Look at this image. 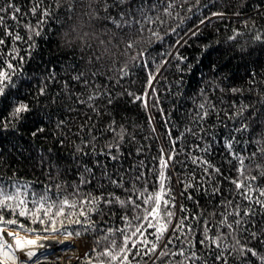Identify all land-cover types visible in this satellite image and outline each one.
Segmentation results:
<instances>
[{"label": "trees", "instance_id": "16d2710c", "mask_svg": "<svg viewBox=\"0 0 264 264\" xmlns=\"http://www.w3.org/2000/svg\"><path fill=\"white\" fill-rule=\"evenodd\" d=\"M9 2L20 8L21 14L13 20L11 10L0 13L5 20L0 26V38L5 41L0 45V67L10 61L19 71L13 76L16 87L0 96V117H7L17 103L28 104L31 111L25 113L21 121L14 122V129H0V181L8 184L11 177L12 181L31 182L37 192L46 185L53 186L56 191L54 185L60 184L61 191L68 194L80 184L82 175L91 183L80 185L81 194L90 192L93 196H108L115 193L125 200L127 189L135 199L145 187L149 192L158 190L159 162L153 158L159 156L161 148L167 152L173 147L168 134L170 130L171 140L176 141V156L166 170V176L171 177L166 183H170L172 195L176 197L173 210L179 215H187V223L193 225L194 231L188 233L187 238L178 233L180 239L169 248L178 252L183 247L189 256L195 252L196 258L188 264H225V261L226 264H264V260L259 259L264 256V244H258L251 236L252 232L260 235V230L264 229V210L254 200L243 199L239 194L242 190L232 183L244 176L256 175L258 179L251 182L252 186L264 189V177L259 175L264 170V157L258 153L251 158L258 146H264V11L258 13L256 10L260 0H200L202 7L199 9L195 0H191L184 8L176 10L180 16L187 17L183 23L179 18H173L174 13L173 17H166V24L155 26L161 40L153 38L149 43L150 33H143L140 38L147 50L148 68L143 67L142 62H133L127 75L118 70L141 48L127 50L125 54L124 42L114 38L121 32L113 23L89 21L88 0H0V7H7ZM37 5L38 10L33 13L31 9ZM188 8L192 11L188 12ZM261 8L264 9V5ZM43 9L48 10L47 17L42 16ZM98 11L101 16L105 15L102 9ZM119 11L115 7L110 10V15L118 22L121 19ZM213 12H223L224 16H212ZM237 12L240 14L236 15ZM205 16L211 17V22L200 25V19ZM41 20L44 22L40 23ZM25 25L36 27L41 36H32L29 40L32 34ZM197 25L196 36L186 35ZM72 28L77 32L94 33L95 38L86 41L92 47L74 40L71 35L67 40L73 42L68 43L64 34L70 33ZM171 28H176V33H170ZM5 30L13 36H5ZM257 33L262 37L260 40L255 39ZM16 34L24 39L14 41ZM100 40H104L103 45ZM177 40H181V45H176ZM33 42L35 46L29 48ZM14 48L18 55L13 52ZM98 55L101 56L98 62L95 59L89 62ZM20 57L24 60L20 61ZM165 60L167 63L154 81L156 95L145 109L142 102L134 101L128 93L142 95L149 71H154ZM79 73H83V77L74 79ZM41 88L45 89L43 95ZM106 93L112 94V104L108 103ZM89 96L94 98L90 100ZM201 104L204 109L200 108ZM244 106L247 107L243 113L237 115ZM204 111L208 115L200 119ZM242 124H248L249 130L236 131ZM110 126L115 131L110 130ZM37 127L43 128L44 132L34 137L32 132ZM122 129L121 140L118 133ZM258 140L262 141L260 145L256 143ZM229 142L231 148L227 146ZM116 144H119L118 149L109 147ZM205 148L209 150L205 152ZM240 157L244 158L246 169L243 176L238 171ZM194 158L209 161L220 170L219 174L212 169L206 174L205 165L194 164ZM257 165H261V169H257ZM105 173L113 180L122 177L121 186L110 183ZM138 175L141 176L139 180L136 179ZM189 182L193 187L181 197L179 193L185 191L184 185ZM154 184L157 187H153ZM133 189L135 193H131ZM188 194L192 199H188ZM257 194L252 193L254 197ZM76 198L81 199L83 195ZM250 203L258 214L245 217ZM181 204L188 210L186 213H179ZM100 207L102 213H92V219L98 222L97 228L81 235L90 242L88 256L84 254L79 259L65 261V264H88L89 258L95 262L96 252L108 247L112 239L117 245L121 241L120 233L108 234L103 230L123 228L121 216L127 215L131 219L142 214V210L119 203L111 206L101 203ZM225 217L233 229L220 223ZM19 219L32 228L45 227L39 223L31 224L24 217ZM236 220H241V224L237 226ZM250 220L252 224H249ZM205 221H208L209 237H223L218 241L219 247L211 239L204 245L197 243L203 239ZM74 228L79 229V226L71 225L67 232L58 233L75 235ZM29 235L54 237L58 234ZM104 235H109V239L101 240L96 247L95 242ZM73 237L76 244L63 254L81 252L82 239ZM236 240L240 241L239 245ZM241 246L257 250L259 256H241L234 250ZM93 247L96 252L91 250ZM218 255L222 259L217 260ZM183 259L178 255L167 257L163 264ZM41 264L59 262L41 259Z\"/></svg>", "mask_w": 264, "mask_h": 264}, {"label": "snow or ice", "instance_id": "6c2138e0", "mask_svg": "<svg viewBox=\"0 0 264 264\" xmlns=\"http://www.w3.org/2000/svg\"><path fill=\"white\" fill-rule=\"evenodd\" d=\"M191 0H88L89 3V21H110L113 23L121 32L120 36L114 37L117 40L124 42L125 44V54L127 50H133L140 47L141 50L136 52L135 55L130 56L118 71L123 75L128 74V69L133 62L139 64L142 62V66L146 69L148 68L149 61L145 58L147 50L143 47L142 37L144 32L150 33L148 37V42L151 43L153 38L156 40H161L162 37L158 30H155L156 25H164L167 23L166 17L179 18L180 22L183 23L187 17L180 16L177 9L184 8L185 4H189ZM197 8L202 7L200 0H195ZM95 5V7H93ZM264 5V0H260V3L256 5L257 12H262L264 9L261 8ZM115 7L119 8L120 11L118 15L120 16V21L118 22L114 17L110 15V10ZM206 7V6H204ZM98 9H102L105 15L101 16ZM9 10L12 11L11 18L13 20L17 19V14H21V9L15 7L11 2L8 3L7 7H0V13H6ZM38 10V5L34 6L31 11L35 13ZM188 12L192 9L188 8ZM239 15L240 13H235ZM49 12L47 9L42 10V16L47 17ZM212 16L223 17V12H213ZM44 21L41 20L40 23ZM206 22H211V17L205 16L200 19L199 24L203 25ZM247 23V22H246ZM5 24L4 16L0 15V26ZM29 29L32 35L29 36V40L32 36H41V31L36 27L31 25H25ZM179 27V25H177ZM127 30V31H126ZM199 31V25L194 29L189 30L186 35L196 36ZM170 33H176V28H171ZM167 34V33H166ZM5 36H13L11 32L5 30ZM65 38L71 35L74 40H79L85 46L91 48L92 45L87 44L86 41L91 38H95L94 33L89 32H77L75 28H72L70 33H65ZM262 37L259 33L256 34L255 39L260 40ZM14 41L23 40L19 34L14 35ZM183 39V38H181ZM231 39V38H230ZM4 39L0 38V45L4 44ZM68 43H72V40H67ZM186 43V40H184ZM100 44H104V40H100ZM176 45H181V40L176 41ZM34 42L29 44V48L34 47ZM18 55V50L13 49ZM107 52V48H105ZM30 54V53H29ZM14 58V57H13ZM95 59L97 62L101 59V56H95L90 58ZM181 60L185 59L180 57ZM24 57H20V61H23ZM167 61L165 60L160 66H158L154 71H149L148 80L145 86V91L142 95H135L134 93H128L129 96L134 97V101L142 102L145 109L149 106V101L153 96L156 95V88L154 86V81L157 80V74L160 72L161 68ZM18 67L14 66L10 61H5L4 66L0 67V96H5L9 89L15 88L16 85L13 82V76L18 74ZM97 73H93L96 75ZM83 77V73H79L74 79L80 80ZM118 83V82H117ZM87 86V82H85ZM151 90L149 92L148 90ZM45 89H40V94H44ZM233 92L238 91V89H232ZM108 95V103L112 104V94L106 93ZM93 96H89V99H93ZM156 105L154 104L153 107ZM247 106L241 108L237 115L243 113ZM201 109H204V104L200 105ZM31 109L28 104L17 103V105L12 109L7 117H0V129L7 131L10 127L15 128L14 122H19L23 119L24 114L30 112ZM207 111L203 112L200 119L207 116ZM255 115V113H253ZM151 119V118H150ZM63 123V122H61ZM115 123V121H113ZM122 128V126H121ZM110 130L115 131L114 128ZM249 125L242 124L241 128L236 129V131H248ZM123 129L118 133L119 138L123 139ZM190 131V130H189ZM44 132V129L37 127L32 135L35 137L40 133ZM170 142L173 145L171 149L167 152L164 148L159 150V156L153 159L158 160L159 169L157 176L158 190L155 192H149L148 188L145 187L143 192L136 194L135 199H133V194H129V190L125 189L127 194V199L122 200L115 193H109L108 196L103 194L99 196H93L92 193L81 194L80 185L89 184L91 180H86L81 175L80 184L76 185L72 193L64 194L61 191V185H54L56 191H53V186L46 185L40 192L35 191L32 188L31 182L21 183L19 181H12L9 178V183L5 184L0 181V264H41V259H46L47 257L41 253L39 256L37 252L39 249L45 248V245L38 243L39 239H48L47 236L33 238L29 234H34L37 231H43L44 233H58L62 230L67 232V229L71 225H78L79 229H73L76 236H81L82 233H89L94 231L98 222L92 219V213H102L100 207L101 203L105 206H111L114 203H119L121 206H131L133 210H142L141 215H135L131 219L127 215L121 216V221L124 222L123 228H111L105 229L108 234L120 233L121 241L117 245L115 239L111 240V244L108 247L103 248L102 251L96 252V247H99L100 241H107L109 235H104L97 239L96 247L91 248L93 252H96L95 264H157L161 262L163 264L164 258L182 256L183 260L172 261L169 260L168 264H188L193 258H196V253L192 252L191 255H186V249L181 247L178 252H173L169 245L173 244L174 241L180 239L178 233H183L187 238L188 233L194 231L193 225L187 223L189 217L187 215H179L173 209L176 207V197L172 195L170 183H166L171 180V177L166 176V170L169 165L172 164L175 159V140H171V131L169 130ZM257 145H260L262 141H257ZM231 148V142L227 145ZM109 147L119 148V144L111 145ZM209 149L205 148L204 151L207 152ZM264 157V146H258L256 151L251 153V158H255L257 154ZM2 154V153H0ZM116 159L115 156L112 157ZM243 157H240L241 167L238 169L241 176H243L244 171H246L243 163ZM193 163H202L205 165L204 171L208 174V170L212 169L213 172L219 174L220 170L215 168L207 160H200L198 158L193 159ZM257 169H261V165H257ZM85 171L91 172L90 169L85 168ZM15 175V174H13ZM94 176V173L92 174ZM142 175V174H141ZM260 177H264V170L259 173ZM106 178L109 179L110 183L121 186L122 177L119 180H113L104 174ZM141 176L138 175L136 179H140ZM258 176H244L243 179L233 180L232 183L235 184L236 189L240 191V195L243 199L247 201H253L256 205L260 206V209L264 210V189L259 187L254 188L251 182L257 181ZM153 187H157L156 184ZM191 182L184 185L185 191L180 192L179 195L183 197L188 188H192ZM219 192V189L215 190ZM253 192L258 193L255 197L252 195ZM131 193H135V189L131 190ZM147 193V195H145ZM83 195V198L77 199L76 197ZM69 197H72L71 199ZM188 199H192V196L188 194ZM231 203V202H229ZM188 210L181 204L179 207V213H186ZM239 213L237 212V215ZM258 213L253 209L252 204L248 206V210L244 212L245 217H254ZM24 217L26 220L30 221L31 224L39 223L40 225H45L42 229L29 227L24 221L19 218ZM175 219V223L173 220ZM193 219H199L193 217ZM136 221L137 223H133ZM241 220H236V225L241 224ZM222 225H226L228 229H233V225L227 223V217L220 222ZM253 221H249L252 224ZM208 221H205V229L203 239H199L197 243L204 245L206 241L211 239L213 244L219 247L218 241L221 240L222 236L209 237ZM16 226L15 230H9L8 226ZM198 227V225H197ZM23 230V233L22 231ZM152 230V231H149ZM72 232H68L67 236H72ZM264 235V229L260 230V235L257 232H252V239L257 240L258 244H264V239L261 236ZM151 236L152 239H148ZM11 238V239H8ZM67 239V237H66ZM63 243V241H61ZM87 243V241H85ZM189 245L192 241L189 239ZM240 241L236 240V244L239 245ZM241 256L247 257L248 254L251 256H259L257 250L253 248H247L241 246L238 249H234ZM88 256V253H85ZM217 260L222 259L221 256H216ZM260 260H264V256H259ZM88 264H93L91 258L88 260ZM226 264V261H225Z\"/></svg>", "mask_w": 264, "mask_h": 264}, {"label": "rangeland", "instance_id": "374dc122", "mask_svg": "<svg viewBox=\"0 0 264 264\" xmlns=\"http://www.w3.org/2000/svg\"><path fill=\"white\" fill-rule=\"evenodd\" d=\"M11 229L15 230L16 228H11ZM11 229H9V230H11ZM22 233H23V231H22ZM35 234H53V233H35ZM55 234H58V235L57 236L54 235V237H48V239L56 242L59 245V249L55 252L44 254V256L47 257L46 259H56V260H58L59 264H65V261L76 260V259L81 258L90 248V242L88 241V239L85 236H77V237L82 239L81 244L83 246H82L81 252H79L77 255L63 254L62 253L63 251L73 247L76 244L75 239L73 241V238H74L73 236H76V235H72V236L68 237L67 234H59V233H55ZM62 236H66L67 239L65 237H62ZM40 237L42 238L44 236H40ZM33 238H36V237H33ZM61 241H63V243H61ZM85 241H87V243H85ZM93 264H95V262H93Z\"/></svg>", "mask_w": 264, "mask_h": 264}, {"label": "bare ground", "instance_id": "6f19581e", "mask_svg": "<svg viewBox=\"0 0 264 264\" xmlns=\"http://www.w3.org/2000/svg\"><path fill=\"white\" fill-rule=\"evenodd\" d=\"M11 239V238H8ZM57 241V240H56ZM58 242V241H57ZM38 243H42L45 245V248L43 249H39L37 252V255L39 256L41 253L46 254V253H51V252H55L59 249V245L52 241V240H47V239H39ZM60 243V242H59Z\"/></svg>", "mask_w": 264, "mask_h": 264}]
</instances>
